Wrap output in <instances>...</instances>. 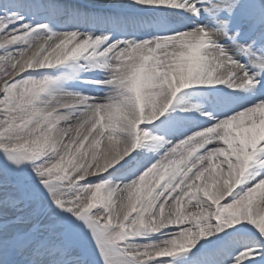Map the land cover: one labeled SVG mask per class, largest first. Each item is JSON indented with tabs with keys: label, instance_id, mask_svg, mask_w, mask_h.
<instances>
[{
	"label": "snow or ice",
	"instance_id": "6c2138e0",
	"mask_svg": "<svg viewBox=\"0 0 264 264\" xmlns=\"http://www.w3.org/2000/svg\"><path fill=\"white\" fill-rule=\"evenodd\" d=\"M0 264H264V0H0Z\"/></svg>",
	"mask_w": 264,
	"mask_h": 264
}]
</instances>
